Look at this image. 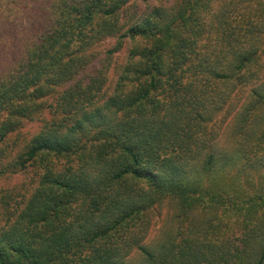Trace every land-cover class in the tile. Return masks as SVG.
<instances>
[{"label":"trees","instance_id":"16d2710c","mask_svg":"<svg viewBox=\"0 0 264 264\" xmlns=\"http://www.w3.org/2000/svg\"><path fill=\"white\" fill-rule=\"evenodd\" d=\"M0 264H264V0H0Z\"/></svg>","mask_w":264,"mask_h":264},{"label":"rangeland","instance_id":"374dc122","mask_svg":"<svg viewBox=\"0 0 264 264\" xmlns=\"http://www.w3.org/2000/svg\"><path fill=\"white\" fill-rule=\"evenodd\" d=\"M29 17L23 22L18 21L16 30L0 36V74L9 66L18 55L20 39L27 27L31 25Z\"/></svg>","mask_w":264,"mask_h":264}]
</instances>
